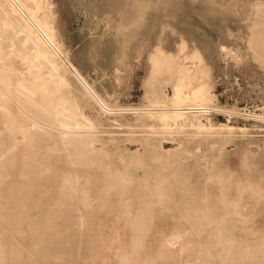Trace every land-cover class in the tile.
<instances>
[{
	"label": "rangeland",
	"instance_id": "obj_1",
	"mask_svg": "<svg viewBox=\"0 0 264 264\" xmlns=\"http://www.w3.org/2000/svg\"><path fill=\"white\" fill-rule=\"evenodd\" d=\"M45 3L66 59L58 95L78 105L95 155L92 165L70 162L52 128L25 166L23 145L7 153L15 144L0 114V264H126L133 255L130 264H264V0ZM20 40L0 35V76L24 73ZM157 48L176 63L199 56L194 86L212 95L205 129L162 127L141 111L154 93L173 96L175 70L151 75ZM66 173L85 187V205L62 195ZM156 187L164 198L150 196Z\"/></svg>",
	"mask_w": 264,
	"mask_h": 264
},
{
	"label": "bare ground",
	"instance_id": "obj_2",
	"mask_svg": "<svg viewBox=\"0 0 264 264\" xmlns=\"http://www.w3.org/2000/svg\"><path fill=\"white\" fill-rule=\"evenodd\" d=\"M45 4V0H0V35L9 31L14 36L17 34L21 36L18 51H15V57L20 60L25 69L24 73L19 72L13 79L0 76V114L6 120L7 126L5 129L9 136L12 135L15 144L14 148L9 147L6 150L7 153H14L20 145H23L24 151L27 150L23 153V161L25 160L23 164H25L26 157L29 155L28 150L30 149L34 154L37 151L34 140L39 137H49L51 132L48 129L55 128L60 130L59 139L64 149L72 151V155L67 153V159L71 156L73 157L70 161L72 163L76 164L78 160H82L88 165H92L93 161H91V158L95 155L93 139L83 136L79 132L84 127L86 119L82 116L80 117L81 121H79L77 119L80 116L78 105L76 103L71 105L72 101L67 100L61 94L58 95V91L67 85L60 62L61 60L65 62L66 59L55 49L51 15L49 14L50 11H45ZM148 60L151 75L175 70V81L172 87L173 96L169 103H166L159 101L158 94L154 93V99L150 102L153 107L141 111L145 113L146 117L159 122L162 127L174 125L176 128L188 126L196 130L205 129L206 127L201 123L200 118L205 117L212 110L208 108L212 103V95L206 84L201 83L194 86V83L197 81L196 71L199 70L200 73H203L199 56L195 55L191 59L186 58L183 60L185 63L183 61H181L183 63H176V59L167 56L161 49L157 48ZM177 60L179 61V58ZM187 60H190V63L193 64L192 67L186 66V62H189ZM196 65H198L197 68L199 69L195 68ZM69 69L85 89L89 91L78 73L71 66ZM89 93L94 100L98 101L92 91H89ZM164 103L166 107L162 106ZM11 104L15 105V115L10 111ZM168 105L171 106L168 107ZM101 108L107 111L106 107L102 104ZM16 136L20 139L17 140ZM9 155L11 156V154ZM3 156H6V154L4 152L0 153V162ZM32 157L36 156L33 155ZM34 159L31 160L34 161L31 162V166H37ZM40 161L42 162V159ZM38 163H40L39 159ZM26 164L25 166H29V164ZM38 167H35V171ZM46 171L44 170L43 172ZM41 172L40 176L43 173ZM113 181L116 180L113 179ZM61 183V193L65 198L71 199L76 197L78 200H81V205H85V200H87L86 189L84 186L81 187L79 185V177L77 175L72 176L66 173ZM35 184H37V181ZM151 191L150 196L153 198H162L164 196L162 187H156ZM252 193L258 194V192L254 191ZM188 211L189 207L187 206L183 212L186 213ZM205 211L203 207L201 213ZM143 212L140 219H144L145 215ZM136 219L138 218H134L131 222L134 228L138 225ZM170 243L171 241L168 244ZM137 246V244L134 245V250H136ZM184 248L187 249L188 247L186 248L185 246ZM181 250V252H184V249ZM135 256L127 257L126 264H130ZM166 256L169 255L161 253L159 257L164 258ZM151 263L146 262L145 264Z\"/></svg>",
	"mask_w": 264,
	"mask_h": 264
}]
</instances>
